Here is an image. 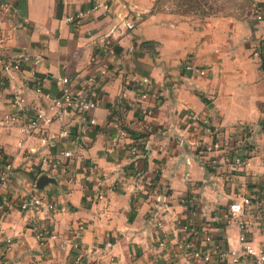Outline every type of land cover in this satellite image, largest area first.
Returning <instances> with one entry per match:
<instances>
[{"label": "crops", "instance_id": "crops-1", "mask_svg": "<svg viewBox=\"0 0 264 264\" xmlns=\"http://www.w3.org/2000/svg\"><path fill=\"white\" fill-rule=\"evenodd\" d=\"M5 2L0 57L21 67L0 68V118L13 111L30 117L60 96L63 78L73 97L97 98L99 107L43 121L31 136L23 131L25 118L0 124V151L12 167L1 189L0 264H187L175 247L184 237L189 198L197 246L238 257L191 264H254L242 255L238 225L226 224L225 216L240 196L264 189V0H214L210 7L200 0L192 16L166 0ZM78 13L80 24L66 21ZM16 97L21 109L11 106ZM189 115L227 133L249 125V169H210L202 144L212 136L190 132ZM62 130L68 135L60 137ZM65 150L73 157L50 172L48 163ZM42 175L53 182L38 188ZM26 195L44 196L57 211L20 212ZM244 219L248 240L264 246V217L253 208ZM31 221L58 240L39 245ZM78 223L87 248L81 261L62 244Z\"/></svg>", "mask_w": 264, "mask_h": 264}, {"label": "built area", "instance_id": "built-area-1", "mask_svg": "<svg viewBox=\"0 0 264 264\" xmlns=\"http://www.w3.org/2000/svg\"><path fill=\"white\" fill-rule=\"evenodd\" d=\"M10 0H6L7 4ZM255 18L259 21L263 20L261 11L258 7L253 9ZM84 18L83 13H78L74 16H69L66 21L73 24H80L81 20ZM131 28V25H128ZM109 44V43H107ZM111 52V48L108 50ZM36 63L39 62L38 59L35 60ZM21 67L19 60H9L4 57H0V68L4 72L17 71ZM199 75L204 76L205 71L199 70ZM62 89L59 97L50 99L49 103L44 107H38L33 110V114L30 117H25V115L20 114L18 111H13L5 114L0 118V124L4 126H11L16 124L20 119L25 118L26 127L23 131L28 136L35 133L41 122H52L53 120H61L62 118L69 116L73 111L86 113L94 111L99 107V100L94 97L78 98L73 97L71 90L68 86L69 80L67 78L62 79ZM142 84L145 86H150V81L148 79H143ZM140 98L145 99L147 94L141 92L138 95ZM22 100L19 97L14 98L11 102L12 107L21 109ZM190 129L193 134H198L197 132H204L209 136H212L213 141L210 143L204 142L202 144V151L204 154H209L207 158V164L210 169L218 170L219 168L224 169L231 168V171H247L250 167L251 155L248 148L251 146L252 140V130L251 127L245 123H239L235 126L233 131L225 132L221 129H211L207 121L200 120L196 116L189 115ZM94 122L93 120L91 121ZM264 133V125H263ZM68 135L66 130L59 132L60 137H65ZM182 143V141H180ZM232 144V146H231ZM241 148L243 152H237V147ZM231 147V148H230ZM234 147V148H233ZM234 149V153L232 151ZM137 152L136 146L130 148V153L135 155ZM73 157V153L69 150L61 151L58 156H56L50 163H48L49 171L56 172L65 163L66 159ZM45 162V160H44ZM12 176V167L8 162L4 161L3 154L0 152V208L3 206L1 203V189H3L9 179ZM188 211L187 215L183 221L182 231L184 232L183 239L176 244V250L179 254H182L187 264L194 263H208L211 261V257H215L218 261L226 260L229 256L233 260L235 257L233 251H227L222 247H214L212 252L204 251L197 246L196 236H198V229L194 219V200L189 198L187 200ZM255 209L260 216L264 217V189L259 191L256 195L241 196L237 201L231 203L228 207L227 214L225 216L226 224L235 222L241 234L239 236V241L242 247V255L252 260L254 264H264V246L254 247L246 236L247 222L244 217L250 209ZM18 209L20 212H31L33 214L39 213H49L57 211L55 203L51 200H47L42 195H26L18 203ZM28 228L37 240V243L41 246L47 245L49 242L58 240L57 234L50 229L43 228L36 222H29ZM84 231L83 223H78L73 229L70 238L63 241V245H70L71 250L76 252L77 261H81L86 253L87 248L81 243V235ZM206 242L211 240L210 235L206 234L204 237ZM69 240L71 241L69 244ZM9 244L10 239H6ZM164 246L163 243L160 244ZM107 247L110 245L107 244ZM169 264H173L172 262Z\"/></svg>", "mask_w": 264, "mask_h": 264}, {"label": "rangeland", "instance_id": "rangeland-1", "mask_svg": "<svg viewBox=\"0 0 264 264\" xmlns=\"http://www.w3.org/2000/svg\"><path fill=\"white\" fill-rule=\"evenodd\" d=\"M201 1L203 3L204 0H201ZM210 1L214 2V0H207L206 5H208L209 7H210V4H209ZM166 2L173 4L174 8L177 11L185 13L188 16L198 15L200 12V5H201L200 0H166ZM209 12H210V9H209Z\"/></svg>", "mask_w": 264, "mask_h": 264}, {"label": "water", "instance_id": "water-1", "mask_svg": "<svg viewBox=\"0 0 264 264\" xmlns=\"http://www.w3.org/2000/svg\"><path fill=\"white\" fill-rule=\"evenodd\" d=\"M53 182V179L47 177L46 175L40 176L36 181V186L38 188L44 187L46 184Z\"/></svg>", "mask_w": 264, "mask_h": 264}, {"label": "trees", "instance_id": "trees-1", "mask_svg": "<svg viewBox=\"0 0 264 264\" xmlns=\"http://www.w3.org/2000/svg\"><path fill=\"white\" fill-rule=\"evenodd\" d=\"M1 152V151H0Z\"/></svg>", "mask_w": 264, "mask_h": 264}]
</instances>
